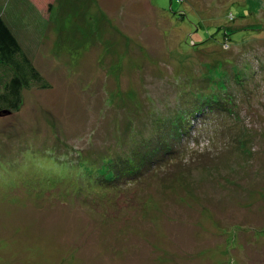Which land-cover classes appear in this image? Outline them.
<instances>
[{
  "label": "rangeland",
  "instance_id": "obj_1",
  "mask_svg": "<svg viewBox=\"0 0 264 264\" xmlns=\"http://www.w3.org/2000/svg\"><path fill=\"white\" fill-rule=\"evenodd\" d=\"M0 16L44 80L0 117V264H264V0Z\"/></svg>",
  "mask_w": 264,
  "mask_h": 264
},
{
  "label": "trees",
  "instance_id": "obj_2",
  "mask_svg": "<svg viewBox=\"0 0 264 264\" xmlns=\"http://www.w3.org/2000/svg\"><path fill=\"white\" fill-rule=\"evenodd\" d=\"M27 1H29L37 10L41 11L44 18L45 17L48 18L49 17L48 15L51 12L52 6L56 0H27ZM2 66H6V67L9 66V68L12 69L13 73L10 75V79H8V81H6V83L3 84L4 89L0 90V111L9 110L11 113H13L18 109L19 104L21 102L22 90L24 88H29L33 82L35 84L38 83L41 84L44 82V80L43 78H41V76H38L36 71L33 69V67L30 64V61L23 53L21 46L19 45L16 38L12 34L11 30L5 24L4 20L0 16V67ZM6 76L7 75L0 76V86H2V80ZM43 87H47V84L44 83ZM205 101H206L205 105H207V103L211 102V98L209 100L205 99ZM213 103L215 105H221V103L225 105H231L230 103L227 102V99L224 100L214 99ZM131 125L138 127L135 124H131ZM126 128L129 129L130 125H128ZM119 139L121 140V137ZM144 145L147 144L141 142V145L139 147L141 148ZM158 145H160L161 148H158L156 150H154L152 146L154 152L152 156H145L141 158V160L139 161V164L147 171H151L152 167H154L156 164H158L167 157V155L164 153L162 157H158V155H160V153L162 152V150L160 149L166 147V150L171 151L174 146V144L171 142H160V144ZM120 162H121L120 166H122L124 169H128V170L136 169L133 165H131L130 168H127V166L125 165V161H120ZM120 162L118 161V159L109 160L108 163H106V166L108 167L116 166ZM92 163L94 164V162ZM95 168L96 167H94L93 169ZM125 173L131 174V172L128 171Z\"/></svg>",
  "mask_w": 264,
  "mask_h": 264
},
{
  "label": "water",
  "instance_id": "obj_3",
  "mask_svg": "<svg viewBox=\"0 0 264 264\" xmlns=\"http://www.w3.org/2000/svg\"><path fill=\"white\" fill-rule=\"evenodd\" d=\"M12 113L9 110H1L0 111V117H5L8 115H11Z\"/></svg>",
  "mask_w": 264,
  "mask_h": 264
}]
</instances>
